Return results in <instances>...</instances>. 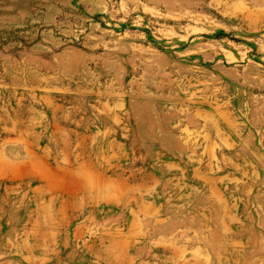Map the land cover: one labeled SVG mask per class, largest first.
I'll use <instances>...</instances> for the list:
<instances>
[{"label": "rangeland", "instance_id": "374dc122", "mask_svg": "<svg viewBox=\"0 0 264 264\" xmlns=\"http://www.w3.org/2000/svg\"><path fill=\"white\" fill-rule=\"evenodd\" d=\"M0 264H264V0H0Z\"/></svg>", "mask_w": 264, "mask_h": 264}, {"label": "trees", "instance_id": "16d2710c", "mask_svg": "<svg viewBox=\"0 0 264 264\" xmlns=\"http://www.w3.org/2000/svg\"><path fill=\"white\" fill-rule=\"evenodd\" d=\"M220 34H222V33H220Z\"/></svg>", "mask_w": 264, "mask_h": 264}]
</instances>
